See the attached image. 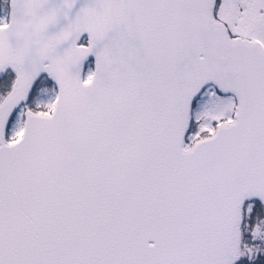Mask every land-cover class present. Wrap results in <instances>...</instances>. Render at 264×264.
Returning <instances> with one entry per match:
<instances>
[{
  "label": "snow or ice",
  "instance_id": "obj_1",
  "mask_svg": "<svg viewBox=\"0 0 264 264\" xmlns=\"http://www.w3.org/2000/svg\"><path fill=\"white\" fill-rule=\"evenodd\" d=\"M0 264H264V0H0Z\"/></svg>",
  "mask_w": 264,
  "mask_h": 264
}]
</instances>
